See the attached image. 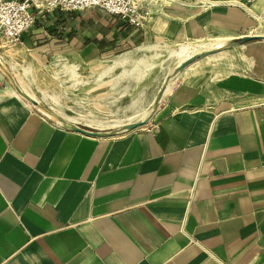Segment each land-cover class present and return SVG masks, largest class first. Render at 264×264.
Returning a JSON list of instances; mask_svg holds the SVG:
<instances>
[{
    "label": "crops",
    "instance_id": "0c3cea01",
    "mask_svg": "<svg viewBox=\"0 0 264 264\" xmlns=\"http://www.w3.org/2000/svg\"><path fill=\"white\" fill-rule=\"evenodd\" d=\"M247 1H152L142 29L96 10L37 18L18 47L82 75L111 38L251 39L187 65L147 123L114 136L68 130L0 88V264H264V0ZM157 68L140 58L127 75Z\"/></svg>",
    "mask_w": 264,
    "mask_h": 264
},
{
    "label": "rangeland",
    "instance_id": "374dc122",
    "mask_svg": "<svg viewBox=\"0 0 264 264\" xmlns=\"http://www.w3.org/2000/svg\"><path fill=\"white\" fill-rule=\"evenodd\" d=\"M263 27L264 25H261L259 31ZM117 41L111 38L110 42H107L110 46L106 47L103 61L99 64H89L83 75L79 70L83 68L77 66L74 61L67 62L63 57L52 56L43 62V58L38 59L36 54L29 51L27 55L35 61V68L25 71L20 58L6 59L0 50V55L5 58L4 65L0 68V88L7 84L12 87V78L20 87L23 86L42 108L65 121L91 130L107 132L118 130L125 124L141 121L151 110L152 96L163 78L170 73L168 69L174 65V62L168 59L167 49L175 48L177 44L162 43L133 49L126 44L115 47ZM3 43L9 42H1L0 45ZM18 46L17 43L8 44L10 51L23 50ZM156 53L160 55L155 57ZM140 58L148 63H156L159 68L150 72L146 81L137 82L128 76L131 74L128 71ZM137 67L142 68L141 65ZM143 110H147V114L141 117ZM49 119L55 122L54 118Z\"/></svg>",
    "mask_w": 264,
    "mask_h": 264
},
{
    "label": "built area",
    "instance_id": "2783aa9c",
    "mask_svg": "<svg viewBox=\"0 0 264 264\" xmlns=\"http://www.w3.org/2000/svg\"><path fill=\"white\" fill-rule=\"evenodd\" d=\"M152 1L157 0H0V43L19 44L21 36L34 27L38 17L54 11L96 10L128 26L142 29L150 21L152 11L149 4ZM246 10L252 13L248 8ZM192 195L193 189L188 198L189 204Z\"/></svg>",
    "mask_w": 264,
    "mask_h": 264
},
{
    "label": "water",
    "instance_id": "95a60500",
    "mask_svg": "<svg viewBox=\"0 0 264 264\" xmlns=\"http://www.w3.org/2000/svg\"><path fill=\"white\" fill-rule=\"evenodd\" d=\"M257 38L264 40V36L263 37H257ZM250 39H251L250 37H243V38L234 39V40H227L224 43V45L221 47L209 49V50L197 53V54L189 57L188 59H186L185 61L180 63L177 67H175L172 71H170L169 74H167V76L165 77V81L163 82V84L160 87L155 99L152 102L150 112L146 115V117L144 119H142L141 121L135 122V123H131V124L121 126V128L118 130H112V131H107V132L91 130V129L79 126L77 124L65 121L64 119H62L60 117H57L56 115H54L49 110L42 108L40 103L36 99L32 98L28 93H26L12 78H10V81H11L12 88L15 90V92L23 100L28 102L33 107L37 108L39 111L45 112L48 115H50L51 118H54L55 122H58L59 125H61L62 127L66 128L68 130L74 131V132H78V133L83 134V135H87V136H93V137L114 136V135H117V134L122 133V132L130 131L134 128H137L140 125H144L145 123H147L149 118L151 117L152 113L155 111V109L159 105V102H160V100H161V98H162V96H163V94L167 88L168 82L171 79H173L178 73H180L187 65H189L190 63H192L193 61H195L196 59H198L204 55H208V54L214 53L218 50L225 49V48H228L231 46L239 45L240 43L247 42ZM1 67H2V65L0 63V68Z\"/></svg>",
    "mask_w": 264,
    "mask_h": 264
},
{
    "label": "bare ground",
    "instance_id": "6f19581e",
    "mask_svg": "<svg viewBox=\"0 0 264 264\" xmlns=\"http://www.w3.org/2000/svg\"><path fill=\"white\" fill-rule=\"evenodd\" d=\"M258 23H259V25L257 27H261V25H264V22L262 20H260V19H258ZM226 41L227 40L225 38L212 39V40H209L208 42L207 41H203V40H196V41H192V42L179 43V44L176 45L175 48H168L167 49V51L169 52L168 59H170L171 61L174 62V65L171 66L168 70L169 71H172L180 63H182L183 61H185L186 59H188L189 57H191V56H193V55H195L197 53H200V52H203V51H206V50H209V49H214V48L221 47V46L224 45V43ZM8 44L9 43H7V44H4L3 43V44L0 45V47H1L0 50L3 52V55L7 59L12 60L14 58H20L21 61H22V63L24 64L23 65L24 66L23 67L24 70H28V69H30L34 65L33 62H32V60L25 54V50L24 49L23 50H18V51H10V48L8 47ZM0 63L2 65V67H3V64L1 62V60H0ZM172 80L173 79H171L168 82L167 87L170 85V83L172 82ZM164 81H165V79H164ZM6 91L10 95H14V96H16L18 98H21L9 84H7ZM31 97L33 98V96H31ZM42 113L45 116L51 118V116L48 115L47 113H45V112H42ZM56 123L59 124L58 122H56ZM133 123H135V122H133ZM97 126H100V125L98 124ZM140 126H142V125H140Z\"/></svg>",
    "mask_w": 264,
    "mask_h": 264
}]
</instances>
